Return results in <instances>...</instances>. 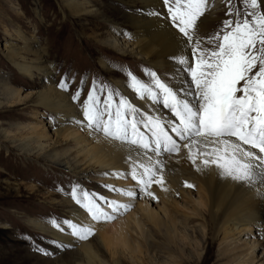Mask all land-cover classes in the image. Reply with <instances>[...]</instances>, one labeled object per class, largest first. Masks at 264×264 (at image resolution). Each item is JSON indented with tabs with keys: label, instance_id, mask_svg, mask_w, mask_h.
Wrapping results in <instances>:
<instances>
[{
	"label": "rangeland",
	"instance_id": "1",
	"mask_svg": "<svg viewBox=\"0 0 264 264\" xmlns=\"http://www.w3.org/2000/svg\"><path fill=\"white\" fill-rule=\"evenodd\" d=\"M87 1L91 7L93 6L98 10L97 14L74 16L69 13L67 8H64L62 0H0V44L20 46L23 41L15 37L14 33V30L18 29L24 36L28 37L34 49L41 51L42 58L37 64L43 66V72L34 70L31 78L24 76L8 61L4 54V48L0 46V73L6 74L11 85L19 89L22 95H25L26 92L31 93L22 102L14 105L5 103L0 106V264H87L80 246L84 242L91 244L98 251L100 259L104 263L113 264L109 250L104 248L99 240L97 226L98 224L105 225L107 234L110 235L116 228L117 221L134 210L135 201L140 200L138 194L135 200H130L132 201L130 202V209L122 212L110 222H95L82 208L93 224L85 225L76 222L70 216L69 211L73 205L80 207L71 198L73 185H79L80 189L84 191L111 200L107 196V192L112 191H109L105 186L112 185L119 189L128 188H121L123 186L114 181L109 182L110 179L120 180L121 178L114 177L111 171H97L98 168H87L84 171L76 170L74 173L55 165L48 158L45 159L42 154L37 152L36 148L31 149V151L22 150L21 147H17L11 144L9 140L4 139L1 133L8 130L11 136H18L16 143H19L23 137H19V135H25L26 129L20 132L16 129L15 124L25 127L37 120L34 111H43L44 116L41 118L44 119L46 127L48 126V133L50 132V140H46L48 143L46 151L53 153V151L61 152L67 148L70 150L72 141H60L53 137V129L56 128L54 114L47 112L42 106L35 105L37 101L35 93L43 84L51 82L71 100L76 90L80 89V100L76 102L72 100V102L83 113V100L87 98L94 80L98 85H107L126 96L123 91L117 88L115 81L120 79L127 86L128 73L131 72L138 78L150 82L149 78L144 76V70L147 69L155 71L181 96V99L192 100V97L188 95L191 84L190 77L172 57L167 58L173 64L170 66L172 70L169 71L167 68L166 70H157L148 61L137 58L134 54H123L102 42L105 41L109 33L115 32L112 26L122 30L124 39L134 42L136 29L132 25L131 15L138 19L161 17L160 19L166 20L165 22L172 27L163 0H156L158 2L152 3L148 8L144 5L143 0ZM216 1L207 0L204 15L212 13V20L203 23V15L198 21L196 31V35L205 41L203 46L208 48H211L212 44L207 42V38L219 32L225 19H234V16L226 15L229 7L240 12L244 11L242 0H231L230 4L229 0H220L218 7L210 10L212 6H208L209 2ZM150 13L159 14L151 15ZM200 26L203 27V30L200 29ZM186 47V56L190 58L192 55L190 47L187 45ZM24 55L29 59L34 56L33 54ZM47 73L50 74L47 75ZM62 78L68 82V91L58 87ZM156 105L160 107L166 117L175 120L171 112L165 109L161 103ZM37 115L41 114L38 113ZM70 154L72 157L75 156V150H70ZM190 184L193 187L186 188L195 194L197 186L193 183ZM132 187L138 192L135 185ZM112 193L122 195L117 192ZM174 197L182 203L181 205L190 207V204L185 202L186 199L181 194L176 193ZM119 202L123 203L122 201ZM105 210L110 211L107 208ZM202 210V215L187 220L178 212L169 211L179 224L186 222V227L191 236L189 244L182 243L179 239L166 241L167 238L154 232L156 239L154 238L155 242L153 241L152 244L155 250H151L150 247H147L149 245L135 231H130L127 234L129 242L132 247L133 244H138V248L141 249L138 252L140 260L130 256L128 249L126 250L116 239L111 242L112 246L109 249L116 251L119 264H172L173 261L178 264H233L236 256L239 253L247 252L251 242L257 239L255 262L258 263L263 260V232L260 233L254 228L252 234L242 237L236 248L232 245L225 249L219 245L215 233V223L209 216L207 207L202 208ZM262 218L261 224L264 225V212ZM30 219L45 222L56 229L58 228L53 226L52 220L58 222L71 220L73 223L91 227L94 230V235L85 241L74 236L75 241H69L70 243L59 241L52 235L31 225ZM144 220L141 217V221ZM144 225L148 227L145 222ZM63 227L71 235V229L67 225H63ZM201 228H204L205 233L199 230ZM181 229L183 230L179 227V231ZM191 229L194 230V233L191 232ZM138 240L139 242H137ZM58 245H63V247ZM146 248L148 249L146 250ZM188 253L191 254L192 258L188 257ZM243 254L241 255L244 256Z\"/></svg>",
	"mask_w": 264,
	"mask_h": 264
},
{
	"label": "snow or ice",
	"instance_id": "2",
	"mask_svg": "<svg viewBox=\"0 0 264 264\" xmlns=\"http://www.w3.org/2000/svg\"><path fill=\"white\" fill-rule=\"evenodd\" d=\"M242 2L243 12L229 7L226 15L234 19H225L219 32L207 38L212 44L208 48L196 35L207 0H163L172 27L192 53L190 58L173 57L190 77L188 95L192 100L181 99L155 71L147 69L144 76L150 82L129 72L127 87L139 100L161 103L175 117L174 121L162 122L118 90L93 81L83 100V120L76 123L92 134H101L105 141L119 142L136 152L127 157V172L112 175L130 176L138 192L106 185L109 191L130 199H136L138 194L157 199L151 189L154 184L163 188L165 166L158 158L162 152L179 153V141L185 142L187 159L197 171L214 166L222 178L264 187V0ZM58 87L68 91L67 80L62 78ZM80 96L77 89L72 100L79 101ZM185 186L193 187L187 182ZM257 195L264 197L259 191ZM71 198L95 222L113 221L131 207L84 191L79 185H73ZM51 223L61 231L67 225L71 235L82 241L94 235L91 227L71 220Z\"/></svg>",
	"mask_w": 264,
	"mask_h": 264
},
{
	"label": "bare ground",
	"instance_id": "3",
	"mask_svg": "<svg viewBox=\"0 0 264 264\" xmlns=\"http://www.w3.org/2000/svg\"><path fill=\"white\" fill-rule=\"evenodd\" d=\"M143 2L148 8L152 3L156 4L158 1L143 0ZM62 3L64 8H67L69 13L74 16L97 14L98 11L93 6L91 7L87 0H62ZM218 3H220V0L209 2L208 6H212L210 10L217 8ZM130 17L132 18V25L136 29L134 42H129L124 39L122 30H118L115 26H112L115 32L109 33L105 41L102 42L123 54H134L137 58L148 61L157 70H166V68L169 71L172 70L170 66L173 64L169 61L170 59H167L169 57L182 56L187 58L186 45L181 41L177 31L165 22L166 20L164 21L160 19L161 17L158 18L156 16L144 17L142 19H138L132 15ZM202 20L203 23L210 22L212 20V13L205 14ZM202 28L200 26V29ZM14 33L15 37L23 41L20 46H16V44H10L8 46L5 43L3 45L0 44L4 48V54L8 61L22 75L29 78L33 76L34 70L43 72V66L37 64L42 58L41 51L34 49L28 37L24 36L18 29L14 30ZM24 54H33L34 56L29 59ZM49 74L47 73V75ZM10 82L6 74L0 73V106L5 103H12L14 105L22 102L31 94L30 92H26L25 95H22L20 90L11 85ZM115 84L142 111L150 112L162 122L173 121L168 116L166 117L164 112L156 104L153 105L148 100L137 99L124 81L119 79L115 81ZM35 97L37 99L35 105L44 107L47 112L54 114L56 118V128L53 129L54 139L65 142L72 141L70 150H75V156H71L69 148L61 152L53 151L52 153L46 151L48 147L46 140H50V132L48 133V126L46 127L44 119L41 118L44 116L43 111H34L35 119L37 120L27 124L25 127L20 124H15L16 129L20 132L26 129L25 135H19V137L23 136L19 140V143H16L18 136H11L8 130L1 133L4 139L9 140L11 144L17 147H21L22 150L31 151V149L36 148L37 152L42 154L45 159L48 158L55 165L74 173L76 170L84 171L87 168H98L97 171L100 172H127V157L130 152L133 156L136 155L134 149H130L126 145H121L119 142L105 141L101 134H92L84 125L76 123L77 121L83 120L81 111L72 102L70 97L58 90L51 82L43 84L35 93ZM38 113L41 115H37ZM174 138L176 137L174 136ZM179 143L181 144V151L179 153L169 154L162 152L158 158L164 162L165 166L162 172L164 178L163 188L154 184L151 189L157 199H151L139 194L140 200L135 201V209L117 221L116 228L110 235H108L109 233L107 234V227L105 225L98 224L97 235L102 246L109 250L113 264H119L116 251L109 249L114 239L119 241L126 250L128 249L127 251L130 256L140 260L138 252L141 249L138 248L137 243V245L133 244V247L130 244L127 236L130 231H135L149 245L147 247H150L151 250H155L152 244L156 239L154 232L167 238L166 241L179 239L182 243L189 244L191 236L190 231L186 227V222L179 224L175 217L170 214V210L176 213L178 212L187 220L202 215V208L207 207V212L213 220V223H215V233L218 237L219 245L225 249H228L232 245L236 248L242 237L247 234H252L254 228L260 233L263 232L264 236V225L261 224L264 212V197L257 195V191L264 193V187H260L259 185L251 187L244 183L222 178L217 174L214 166L205 171H197L196 167L187 159L188 149L183 148L185 142L179 141ZM32 145L34 146L32 147ZM149 155H152L156 159L153 153H149ZM110 181H114L118 185L120 184L123 186L121 188L128 187L125 188L126 190H135L132 187L135 185V181L133 183L130 176L121 177L120 180L110 179ZM186 182L196 184L197 192L195 194L187 190L185 186ZM176 193L184 196L186 199L185 202L190 204V207L181 205L182 203L174 197ZM107 196L111 200L118 202H129V204L132 202L130 201L132 199L128 197L113 194L112 192H107ZM69 200H66V202H69ZM69 211L74 221L85 225L93 224L82 208L73 205ZM141 217L145 220L141 221ZM144 222L148 224V227L144 225ZM30 223L35 228L52 235L59 241H75L73 239L74 237L68 233V230L61 231L60 229L47 225L45 222L35 221L33 219H30ZM179 227L183 228V230L181 229L182 232H180L181 230L179 231ZM199 230L205 233L204 228ZM191 232L194 233V230L191 229ZM257 243V239L251 242L248 251L244 254L239 253L233 264H264V252L262 256L263 260L258 263L255 262ZM80 246L87 264H106L100 259V254L91 244L84 242ZM188 257L192 258L190 253H188ZM172 264L178 263L173 261Z\"/></svg>",
	"mask_w": 264,
	"mask_h": 264
}]
</instances>
